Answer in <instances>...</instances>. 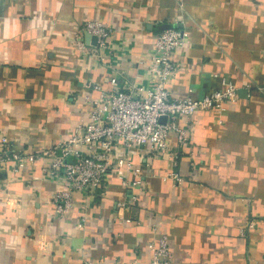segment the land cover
Wrapping results in <instances>:
<instances>
[{"label": "crops", "instance_id": "0c3cea01", "mask_svg": "<svg viewBox=\"0 0 264 264\" xmlns=\"http://www.w3.org/2000/svg\"><path fill=\"white\" fill-rule=\"evenodd\" d=\"M86 21L112 30L104 62L86 35L88 54L74 46ZM161 26L185 33L173 97L199 99L221 78L238 90L189 118L182 184L161 179L168 158L132 150L140 175L128 180L141 188L110 175L93 198L75 194L61 219L50 202L60 188L39 164L0 167V264H146L154 225L176 264H264V0H0V139L17 153L48 150L86 122L83 100L98 96L88 86L146 87Z\"/></svg>", "mask_w": 264, "mask_h": 264}, {"label": "built area", "instance_id": "2783aa9c", "mask_svg": "<svg viewBox=\"0 0 264 264\" xmlns=\"http://www.w3.org/2000/svg\"><path fill=\"white\" fill-rule=\"evenodd\" d=\"M83 35L94 38V56L104 62L103 55L109 49L112 30L98 21L84 22L73 36V43L78 51L88 54ZM184 37L185 33L176 28H167L156 34L146 87L121 86L116 78L108 81V90L95 84L88 86L87 89L98 96H86L83 100L86 122L74 128L67 138L59 140L50 149L32 154L17 153L1 138L4 149L0 156V167L7 165L9 172L17 173L27 166L39 164L43 177L60 188L53 193L50 202L55 216L61 219L75 210V194L93 198L104 190L110 175L117 176L125 190L129 186L141 188L140 181L128 180L129 174L137 178L140 175L130 159L132 150H144L148 154L168 158L169 170L161 179L175 185L182 184L183 179L176 168L180 148L190 142L189 118L197 112L219 110L224 103L235 101L238 91L232 83L221 78L219 89L199 99L173 97L169 84L178 70L173 55L183 47ZM132 200H123L119 206L127 208L134 202ZM124 222L130 223L128 220ZM252 226L249 223L247 229ZM76 227L82 230L84 220L80 219ZM152 232L157 238L147 245L146 264H176L167 236L160 234L155 225Z\"/></svg>", "mask_w": 264, "mask_h": 264}, {"label": "water", "instance_id": "95a60500", "mask_svg": "<svg viewBox=\"0 0 264 264\" xmlns=\"http://www.w3.org/2000/svg\"><path fill=\"white\" fill-rule=\"evenodd\" d=\"M167 28H169V27H167V26H161V27L159 28V30L162 31V30H165V29H167ZM86 39H87V40H90V39L94 40V38L89 37V36H87V35H86Z\"/></svg>", "mask_w": 264, "mask_h": 264}]
</instances>
